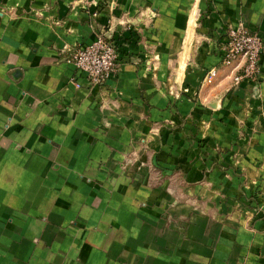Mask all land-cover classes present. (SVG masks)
I'll list each match as a JSON object with an SVG mask.
<instances>
[{
	"label": "crops",
	"instance_id": "1",
	"mask_svg": "<svg viewBox=\"0 0 264 264\" xmlns=\"http://www.w3.org/2000/svg\"><path fill=\"white\" fill-rule=\"evenodd\" d=\"M239 23L264 40V0H0V264H264V55L238 85L219 57ZM98 35L93 85L66 59Z\"/></svg>",
	"mask_w": 264,
	"mask_h": 264
},
{
	"label": "built area",
	"instance_id": "2",
	"mask_svg": "<svg viewBox=\"0 0 264 264\" xmlns=\"http://www.w3.org/2000/svg\"><path fill=\"white\" fill-rule=\"evenodd\" d=\"M67 50H69L66 47ZM264 55V40L243 23L226 28L219 48L220 64L232 66L235 73L232 83H257L260 78V59ZM83 73L89 83L102 84L118 66L119 50L115 43L98 35L92 42L69 50L66 59ZM216 75V69L206 71L207 79ZM77 85V84H76Z\"/></svg>",
	"mask_w": 264,
	"mask_h": 264
},
{
	"label": "rangeland",
	"instance_id": "3",
	"mask_svg": "<svg viewBox=\"0 0 264 264\" xmlns=\"http://www.w3.org/2000/svg\"><path fill=\"white\" fill-rule=\"evenodd\" d=\"M132 165L137 167V168H139L138 166H141V161L139 159H137V160L133 161ZM240 182H241V184H245V183L247 184V177H243V179ZM255 185L258 186V184H255ZM257 192H258L257 190L254 191V192L253 191H250V192L248 191V198L247 199H249L250 201H251V199H255ZM246 193L247 192H245V190H243V194L245 196H246ZM241 195H242V193H241ZM252 208H253L254 213L262 212V209L260 207H258V206H253L252 205Z\"/></svg>",
	"mask_w": 264,
	"mask_h": 264
}]
</instances>
